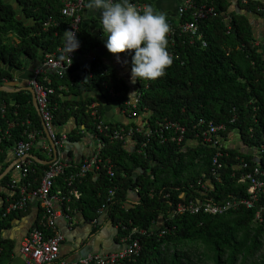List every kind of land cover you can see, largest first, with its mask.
I'll return each instance as SVG.
<instances>
[{"label": "trees", "instance_id": "obj_1", "mask_svg": "<svg viewBox=\"0 0 264 264\" xmlns=\"http://www.w3.org/2000/svg\"><path fill=\"white\" fill-rule=\"evenodd\" d=\"M19 1L25 15L32 17L33 22L28 26L18 20L11 5L0 1V86L11 79L10 70L25 66V58H43L50 52L61 56L57 49L64 47L67 39V20L61 15L62 0ZM139 1L151 5L147 0ZM232 1L194 0L197 6L214 9L213 15L198 22V32L202 33L205 45L188 32L169 33L167 51L173 58L172 65L161 78L136 81L138 102L134 116L143 115L141 125L152 131L164 120L180 124L185 128L180 143L170 140L174 129L163 131L164 142H160L156 133L145 136L135 132L113 139L97 130L99 119L109 129L139 126L105 118L102 103L93 96L78 99L84 91L98 88L107 102L115 101L121 109L130 106L126 104L130 100L127 82L117 77L112 67L98 62L97 57L84 78L77 79L66 72H44L36 76L38 80L45 76L51 79L48 85L53 87V92L48 99L55 127L73 120V128L64 130L69 142L64 159L65 155L70 158V144L85 132L92 136L94 146L97 138L103 141L99 156L105 166L89 170L73 182L80 195H71L67 205L70 216L79 212L93 223V233L101 229V217L114 228L116 242L128 236L138 239V252L113 264H207L209 260L214 264H264V191L254 207L248 208L240 202L248 197V181H239L243 173L256 166L264 173V36L257 37L253 30L254 18H263L264 1H235L244 13L231 8ZM191 12L187 11L181 20L191 19ZM50 17L59 21V25L52 24L43 30L42 23ZM172 23L176 25L174 19ZM9 33H14L18 40L9 39ZM75 38L79 54L88 53L97 43L81 23ZM69 43L75 42L72 39ZM123 55L131 63L134 53ZM110 88L117 94L111 95ZM92 103L96 104L97 117L90 113ZM199 120L225 126L218 133L219 146L209 145L195 135ZM29 128L42 130L31 94L19 91L10 98L9 93L0 90L1 171L14 160L13 146L26 139L25 131ZM231 132L257 156L240 148L225 147L222 141ZM30 153L43 159L34 147ZM65 160L70 167L56 177L51 192L56 188L66 192L64 178L78 166L79 160ZM107 160L112 176L107 173ZM242 161L247 167H240ZM32 167L34 172L30 177L39 179L46 165L33 160ZM10 176L9 171L0 184H6ZM261 178L264 180V174ZM38 183L39 180H31L30 187ZM109 189L114 192L110 200ZM133 192L136 200L131 198ZM17 195L16 189L8 201L0 203V209ZM196 199H211L219 204L228 201L232 205L220 214H209L202 209L198 212L177 210L178 204L186 205ZM33 201L0 218V264H11L13 259V244L2 237V231L10 227L11 219L26 212ZM105 202L106 208L101 214L99 208ZM35 203L38 216L33 227L42 212L39 201ZM257 210L259 218L255 216Z\"/></svg>", "mask_w": 264, "mask_h": 264}, {"label": "built area", "instance_id": "obj_2", "mask_svg": "<svg viewBox=\"0 0 264 264\" xmlns=\"http://www.w3.org/2000/svg\"><path fill=\"white\" fill-rule=\"evenodd\" d=\"M118 0H114L116 2ZM245 2L246 0H242ZM131 3L137 6V9L141 11L147 3L139 0H130ZM86 0H62L61 15L67 20V31L73 32L75 35L78 31L79 24L81 23V10L85 6ZM189 10L191 12V19H183L182 16ZM214 14V9L207 5H195L194 0H183L177 7L176 10V20L174 25L170 17H166L167 22L170 25V34L173 35L176 32H188L197 40L205 45L202 39V33L198 32V22L202 19L207 18ZM264 19V14H263ZM58 26L59 21L52 19L51 17L42 23V29L46 30L51 25ZM70 40L72 36L69 35ZM72 47V46H70ZM67 45L64 47H59L61 56H58L52 52L45 54L44 65L53 73L62 74L65 68L70 65L76 55L73 51L70 53V58L66 54L68 48ZM67 48V49H66ZM63 57V59H62ZM40 66L35 68L34 76L29 80V86H31L35 92L36 101L38 105V114L41 118L42 130L37 128H29L25 131L26 139L20 140L13 146L14 160L12 169L14 174L10 176L9 181L6 183L11 194L13 195L16 189L18 190V195L8 202L4 207L0 209V218L5 217L8 213L22 209L26 206L27 202L30 200L39 201L42 212L41 217L36 226L32 227L22 238L20 243L19 252L21 253L24 264H113L118 262L121 258L136 254L139 250V241L137 238H132L130 236L123 238L122 242L125 243L124 247L119 250H112L108 252H88L83 257L76 258H66L59 254V247L61 242L64 240V235L57 228V219L61 216L72 220V216L69 215L71 209L67 205L70 201L71 195L78 197L80 192L73 187V182L77 178L83 177L89 170H99L104 167V162L99 156V151L103 145V141L97 138L94 146V150L90 155L83 156L79 159L78 166L71 169L65 176V187L66 192H63L60 188H56L54 192L53 189L55 179L59 175L65 172L66 168L70 167V163L66 161L62 154L68 145V135L65 131L58 130L53 124V113L49 108V94L53 92V87L48 84L51 83V79L45 76L42 80L36 78L44 72H47ZM107 85L106 82L103 83ZM111 95L117 94L111 88L109 89ZM138 102V96L126 101L127 108H124V112L129 115H135V105ZM96 104H91V115L97 117ZM10 125V124H9ZM8 125V126H9ZM196 127L198 132L196 136H200L202 141L212 145L219 146L221 143L220 131L225 129L223 124L216 125L212 122L205 123L203 120H199ZM168 129H174V134L170 135V140L180 143L183 139V134L185 128L178 123L170 122L168 120L161 121L157 124L156 128L145 129V125H139L136 127H120L115 129H109L106 124H104L103 119H99L97 122V130L103 133L105 136L113 139H121L124 136L128 137L133 135L135 132L142 133L145 136L156 135L159 137L160 142L166 141L163 131ZM7 133V131H6ZM49 138L55 147L53 150L51 144H43V140ZM40 142V147L45 152V157L47 163H45L46 168H44L42 176L38 179L33 176L31 172H34L32 167L33 158L29 156L31 149L34 147L36 142ZM42 142V143H41ZM56 153V155H54ZM221 155V152L217 153ZM107 173L112 176L113 171L109 160H107ZM240 167H247V163L242 161ZM221 164H217L220 167ZM214 174V172H213ZM264 173L259 167H254L252 171L243 173L239 181H248L247 193L248 197L242 199V202L246 207H254L255 201L261 192L264 191V180L261 175ZM23 180V181H22ZM32 181L39 180V183L35 187H30ZM13 190V191H12ZM114 195L113 189L108 190V200H110ZM65 204V206H64ZM232 204L228 201L219 204L213 202L211 199H196V202L189 201L186 205L178 204L177 210L184 211L190 210L191 212L202 211L209 214H220L226 211ZM106 208V202L101 205L99 212L104 214ZM260 211H256V218H259ZM46 230H50L51 233L48 234Z\"/></svg>", "mask_w": 264, "mask_h": 264}, {"label": "crops", "instance_id": "obj_3", "mask_svg": "<svg viewBox=\"0 0 264 264\" xmlns=\"http://www.w3.org/2000/svg\"><path fill=\"white\" fill-rule=\"evenodd\" d=\"M3 3L11 5V7L14 9L15 15L20 20L23 25H30L32 24L33 20L32 17H28L25 15V12L23 11V8L20 4L19 0H0ZM149 3H151L152 8L157 13H164L165 16L171 17L176 20V10L178 5L183 0H147ZM232 1V0H230ZM237 0H233L231 2V8H236V2ZM264 1V0H261ZM118 2V1H116ZM90 1L83 7L81 11V24L83 27H85L93 37L97 41L96 45L93 47L95 49V53L97 57L98 62H102L104 65L112 67L114 73L117 75V77H120L124 79L127 82V85L129 86V95H133V98L135 97V93L137 90L136 82L133 83L130 79L131 76V63L130 60L127 59L123 54H120L119 57L116 55H113L108 52V50L105 47V42L107 37L106 34L103 33L101 20H100V10H93L88 8V4ZM253 17V16H252ZM253 20V19H251ZM253 30L256 33L257 37L264 36V19L263 18H254L253 20ZM9 39L11 40H18L17 36L14 33L8 34ZM65 45L70 47L69 39L67 36ZM73 46V45H72ZM91 49L90 51H92ZM89 51V52H90ZM76 55H84L86 54H79L76 50ZM53 53V52H52ZM45 55L43 58L41 57H34V58H25L23 60L24 67L10 70L11 73V79H7L2 83V85H6L7 90L5 91L10 94V98L14 97V94L19 91H27L24 89H21L22 87L29 85V80L32 79L34 76V70L37 67H41L44 70H48L46 66L44 65L45 62ZM75 59V57H74ZM72 61L70 65H68L65 68V72L69 73L71 77L74 78H84L87 74V69H81V66L84 65V57L77 58ZM91 65V63H90ZM89 65V66H90ZM10 69V67H8ZM51 72V71H47ZM53 73V72H52ZM3 91V90H2ZM84 95H90L100 100L103 107V115L105 118L111 120V121H128L133 122L138 125H141L143 120V115L138 116H132L124 112V109H121L115 101L107 102L103 95L101 94L100 89L94 88L93 90L86 92L84 91L81 93V95L78 96V99L83 98ZM73 97L77 99L76 96H68ZM57 128V127H56ZM73 128V120L71 122L67 123L64 126H60L57 129L60 131H70ZM49 140L46 137L45 140H43L44 143H48ZM42 143V142H41ZM50 143V142H49ZM222 144L225 147H233V148H240L241 150H244L249 153H253V155L256 157L257 153L249 151L243 144L239 141V138L237 137L236 133H229V135L222 141ZM71 146V155L70 158L66 157L65 159L68 160H76L78 161L81 157L90 155L93 152L94 149V141L90 134H85L79 138L78 141H74L70 144ZM34 149L37 151V153L41 154L43 157L42 160H46L45 152L40 147V142L37 141ZM13 154H9V157H12ZM64 156V153L62 154ZM39 158V157H38ZM45 164V163H43ZM2 163L0 162V176L3 175L5 169L1 171ZM10 171V174H14V171L12 169L8 170ZM2 178V177H1ZM0 178V180H1ZM10 190L6 184L1 185L0 184V203H2L3 200L8 201ZM132 200H136L137 197L134 195V192L131 194ZM33 201V200H31ZM36 200L33 201V204H30L28 206V210L24 212L23 214L19 215L18 217H15L10 220V227L7 229H4L2 231V237L7 238L11 243L13 244L12 247V256L13 259L11 261V264H24V259L19 252L20 249V243L22 241V238L24 235L33 227V223L36 221L38 216V209L37 205H35ZM102 221V222H101ZM101 223V229L97 231L96 233H93L91 231L92 227L94 226L92 222L87 221L83 218V216L79 212H74L72 215V220H68L67 218L61 216L57 219L56 226L58 230L64 235V240L61 242L59 247V254L62 257L66 258H75L79 254V250L91 246L92 252H108L112 250H119L120 248L124 247L125 243L122 241L116 242L114 240V228L110 225L108 221L103 220L100 217Z\"/></svg>", "mask_w": 264, "mask_h": 264}, {"label": "clouds", "instance_id": "obj_4", "mask_svg": "<svg viewBox=\"0 0 264 264\" xmlns=\"http://www.w3.org/2000/svg\"><path fill=\"white\" fill-rule=\"evenodd\" d=\"M89 9L100 10L103 33L107 37L105 47L109 53L119 57L123 53H134L131 58V76L137 80L154 81L165 75L173 63L167 51L170 25L164 13H157L151 5H145L142 14L130 0H90ZM74 45L66 50L70 53L78 48V41L71 31ZM63 59V57H62Z\"/></svg>", "mask_w": 264, "mask_h": 264}, {"label": "water", "instance_id": "obj_5", "mask_svg": "<svg viewBox=\"0 0 264 264\" xmlns=\"http://www.w3.org/2000/svg\"><path fill=\"white\" fill-rule=\"evenodd\" d=\"M235 7H236V11H237V12H239V13H244L243 10L238 9V7H237V3H236V6H235ZM246 15H247L250 19L252 18V15H251V14L246 13ZM68 39H69V36H68ZM69 42H70V39H69ZM69 44H70V43H69ZM70 46H72V45H70ZM95 49H96V47H95ZM95 49H93L92 51H90V52L88 53L87 56H84V55L75 56V59L80 58V57H81V58L84 57V61H85V62H84V65L81 66V69H87V68L89 67L90 63L93 62V60H94V58H95V56H96ZM75 59H74V60H75ZM64 72H65V71H64ZM6 87H7L6 85H1V86H0V90L8 91ZM21 89L27 90V91L31 94L32 104H33L35 110L38 112V105H37L36 96H35V92H34L33 88H32L31 86L28 85V86L22 87ZM85 96H86V95H84L83 98H84ZM121 121H122V120H121ZM42 125H43V123H42ZM48 140H49V142H50V144H51L53 150L55 151V147L53 146V143L51 142V140H50L49 138H48ZM54 155H56V153H55ZM29 156L32 157L34 160L40 162V163H47V160H42V159L38 158L36 155H34V154H29ZM12 164H13V161L8 165V167L5 169L3 175H1L0 178L3 177V176L7 173L8 170H10V168L12 167ZM91 251H92V247H91V246L84 247V248H82V249L79 250V254L77 255V257H78V256H79V257H83V256H85L88 252H91ZM75 258H76V256H75Z\"/></svg>", "mask_w": 264, "mask_h": 264}, {"label": "rangeland", "instance_id": "obj_6", "mask_svg": "<svg viewBox=\"0 0 264 264\" xmlns=\"http://www.w3.org/2000/svg\"><path fill=\"white\" fill-rule=\"evenodd\" d=\"M134 93H135V92H134ZM133 95H134V94H133ZM133 95H130L129 98L132 99V96H133ZM207 264H214V263H213L212 260H209V261L207 262Z\"/></svg>", "mask_w": 264, "mask_h": 264}]
</instances>
